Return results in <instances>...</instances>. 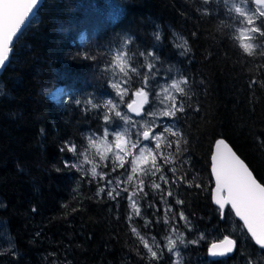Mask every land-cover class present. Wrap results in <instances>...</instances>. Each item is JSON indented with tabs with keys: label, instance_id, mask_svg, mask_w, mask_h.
Masks as SVG:
<instances>
[{
	"label": "trees",
	"instance_id": "trees-1",
	"mask_svg": "<svg viewBox=\"0 0 264 264\" xmlns=\"http://www.w3.org/2000/svg\"><path fill=\"white\" fill-rule=\"evenodd\" d=\"M238 25L227 0H44L0 74V223L11 239L8 249L0 245V264H174L166 253L147 254L130 226L139 220L129 219L123 200L98 195L91 176L64 165L79 163L85 132L100 131L111 114L107 102L117 95L107 68L125 39L133 54L157 47L162 61L172 52L187 79L160 197L195 231L215 228L214 241L226 236L210 198L214 141L230 143L264 185V44L246 50ZM168 29L183 38L186 54L171 49ZM230 236L231 257L207 260V240L183 247L194 258L183 264H256L264 256L247 235L242 242Z\"/></svg>",
	"mask_w": 264,
	"mask_h": 264
},
{
	"label": "rangeland",
	"instance_id": "rangeland-1",
	"mask_svg": "<svg viewBox=\"0 0 264 264\" xmlns=\"http://www.w3.org/2000/svg\"><path fill=\"white\" fill-rule=\"evenodd\" d=\"M227 3L239 16V25L236 32L240 44L243 47L247 45L249 51L258 49L259 46L264 44V38L254 33L252 29L258 26L264 27L259 19V13L264 12V5H256L254 0H227ZM237 9H240V11L238 12ZM248 19H252L254 23H247ZM168 31L170 36L167 42L171 49L177 55L186 54L187 44L183 38L171 29H168ZM168 31H164L163 34L166 35ZM158 34L159 29L156 36ZM156 40L159 42V39ZM127 42V39H125L113 49V61L107 68L110 85L116 84L117 87L112 89L116 95L119 93L116 101L112 102L115 107L109 105L111 114L108 117L110 119L106 123L102 118L103 124L100 131L85 132L88 147L81 154L78 165L83 172L91 177L92 169H96L97 175L92 178L98 188L105 187L104 192L106 194L113 188L120 192L118 197L119 200L125 202L129 210L128 217L131 216L132 219L137 218L139 220L138 226L133 224H130V226H132V229H136L135 232L133 230L132 232L141 244L145 246V242L147 243L148 247H145L147 254L151 256V251H155L157 253L155 258H157L166 253L170 256L171 261H174V264H177L178 260H181L179 264L187 263L190 259L194 260V258L191 257L192 255L185 256L181 247L193 244L189 243L193 240L197 241L193 245H201V241L207 240L212 243L217 236V232L215 228H209L205 232L195 231L194 226L189 227L180 219L179 215L176 216L173 208L167 203L166 197H160L163 192L162 184H166L164 180L160 179L161 175L167 180V176L163 171V159L170 156L172 151L174 152L170 146L169 135L175 133L173 127L175 117L165 116L164 112L177 111L179 106L177 97L181 93L178 88H183L186 85L184 83L186 78L181 66L173 61L172 52L168 55L169 60L160 61L157 47L139 52L140 54H137L136 48H134L132 50L133 54L129 52ZM149 52L155 53L158 59L149 56ZM141 53L144 55L142 56ZM147 64L153 65L151 71L144 67ZM132 68L137 69V73H134L135 77L131 76ZM145 75L148 76L147 85L143 83ZM173 84L176 86H173ZM161 86L165 90H161ZM60 90L61 88L52 92L51 97L53 99L58 98ZM141 91L144 92V108L142 115L136 117L128 113L127 106L132 101L133 94ZM117 112L121 115L117 116ZM143 132L149 133L148 140L143 139ZM138 134L140 135L139 140ZM156 135H159L158 140L154 138ZM157 143L160 145L159 148L154 146ZM175 144L177 146V143ZM173 146L175 145L173 144ZM177 149L175 150L178 151ZM113 168H115V171H112ZM102 174H107L103 180H101ZM108 180H112L111 185L107 184ZM141 181H143L142 192L139 191ZM153 183L160 184V189L152 188ZM124 189H127V191L125 192ZM133 193H136L133 199L139 206V216L135 214L134 209L131 207V201L126 198ZM145 193H147L146 196ZM113 195L115 196V192H113ZM156 200L158 202H155ZM169 207L171 209L167 213L169 223L165 224V209ZM157 217L160 218L159 222H157ZM220 219L221 224L228 230L226 236H237L242 242L246 234L236 225L232 213L229 211L223 212V218L220 216ZM146 220L151 221L148 226H145ZM173 225L176 228L174 232L171 231ZM224 227H221V229ZM169 239L176 242L171 252L168 251ZM10 244L11 239L3 224L0 223V245L4 250L8 249ZM177 252L179 256L175 254ZM255 263L264 264V256L258 254Z\"/></svg>",
	"mask_w": 264,
	"mask_h": 264
},
{
	"label": "snow or ice",
	"instance_id": "snow-or-ice-1",
	"mask_svg": "<svg viewBox=\"0 0 264 264\" xmlns=\"http://www.w3.org/2000/svg\"><path fill=\"white\" fill-rule=\"evenodd\" d=\"M38 0H0V46L6 47L9 42L12 40V38L17 34V32L21 29V26L25 23L26 18L29 16V13L33 11L35 6L37 5ZM254 3L256 5H264V0H254ZM239 12L240 9H237ZM259 19L262 25H264V12L259 13ZM247 23L253 24L254 21L252 19H248ZM252 31L256 34H258L261 38H264V27H254ZM157 39H159V36H156ZM245 49H248V46H244ZM143 56L144 54L141 53ZM149 56H152L154 59H158V57L153 52L148 53ZM8 59V57L2 53H0V67L5 66V62ZM144 67H146L149 71L153 68L152 64H147ZM131 71L133 73H137V69L132 68ZM126 83H128L126 81ZM143 83L145 85L148 84V76L145 75L143 77ZM184 83H187L186 79ZM173 86H176L173 84ZM112 88H116L117 85L113 84L111 85ZM161 90L163 89V86H161ZM179 92H183V88H178ZM139 94V93H138ZM119 95V93H117ZM147 95V93H145ZM77 104L80 103V101H76ZM107 104L112 105V101L109 100ZM107 106V105H106ZM93 107H97V105H93ZM112 107H115V105H112ZM131 107V105H129ZM177 111L183 112L184 108L183 106H180ZM117 116H120L121 114L119 112L116 113ZM165 116L168 117H175L176 112L175 111H166L164 112ZM110 117L105 116L104 120L107 123L109 121ZM142 137L144 140L149 139V133L143 132ZM155 139H159V135H156L154 137ZM140 139V135L138 134V140ZM224 141L220 140L217 142V147L219 145L223 144ZM155 147L159 148L160 145L157 143L154 145ZM65 148L67 151L73 153L74 156L77 158L79 157V154L77 153V148L74 143L68 144L66 142ZM65 148H61V152L65 151ZM234 155V154H233ZM213 160H217V157L214 156ZM236 165L235 167L226 166L223 163L220 164H214L213 170L216 172V192L219 194L221 192L226 191L227 196L222 199H216V204L220 205V208L218 209V212L221 215V218H223V207L224 204H231V208L229 209V212L231 213V210H235V215L237 217H240V219L243 221L244 225L247 228V231L251 234L253 238H255V241L257 244H259L261 247H264V185L258 183L252 176V173L248 170V168L243 164L242 161H239V158H235ZM65 167H71L76 168L77 171H81L79 168V165L77 163L69 164L68 161H64ZM112 171H115V168L112 169ZM170 171L174 172L175 169H170ZM92 177L95 178L97 175L96 169H92ZM154 174V173H153ZM107 174L101 175V180L105 178ZM161 180H164L165 183L168 181L165 179L163 175L160 177ZM181 180L183 177L180 178ZM92 181L90 180L89 183ZM141 187L139 191H143V181L140 182ZM108 185L112 184V180L107 181ZM152 188L160 189V184L153 183L151 185ZM199 187V185H197ZM105 191V187H100L98 189L97 194L103 193ZM126 192L127 189H124ZM113 192H115V196L113 195ZM136 195V193H133L132 195L127 196L126 198L131 201V207L134 209L135 214L137 216L140 215V209L137 205L136 201L133 199V196ZM147 193H145V196ZM168 196H171L172 193L169 191L167 193ZM107 196L111 199H116V197L120 196V192L116 191L115 188L107 192ZM176 203L182 204L183 201L177 200ZM151 207V205H149ZM170 207L165 209V216H164V223L168 224L169 221L167 219V213L170 211ZM35 211V209H33ZM180 219L185 222L186 225L190 227V223L188 222L187 218L184 216L183 212L179 213ZM129 219H131V216H129ZM157 222H159L160 218L157 217ZM151 223V221H145V226H148ZM133 232L136 231V229H132ZM171 231H176L175 226H171ZM225 241L230 244L234 245V241L228 240L227 237H225ZM183 242V240H181ZM175 241L169 239L168 241V251L171 252L173 248L175 247ZM189 243H197V241L193 240ZM145 247H148L147 243L145 242ZM218 247L217 244H213L212 248L209 250V254L212 256L216 255H227L228 253L234 251V247H228L223 252L217 253L214 251ZM151 251V249H149ZM177 256H179V253H175ZM157 256V253L155 251H151V257L155 258ZM177 264L179 262L177 261ZM251 264V262H249Z\"/></svg>",
	"mask_w": 264,
	"mask_h": 264
},
{
	"label": "water",
	"instance_id": "water-1",
	"mask_svg": "<svg viewBox=\"0 0 264 264\" xmlns=\"http://www.w3.org/2000/svg\"><path fill=\"white\" fill-rule=\"evenodd\" d=\"M41 0H38V3L37 5L35 6V8L33 9L32 12L29 13V16L26 18V21L25 23L21 26V29L17 32V34L12 38V40L9 42V44L4 47V46H0V53L6 55L9 59V55H10V47L11 45L13 44V42L16 40V38L19 36V34L21 33V31L26 27L27 23L29 20H31L32 16L34 15V12L36 11L37 9V6L39 5V2ZM8 59L6 60L5 62V66L8 62ZM0 67V74L2 72V70L4 69V67ZM139 93V94H138ZM129 105H131V107H129ZM143 108H144V92L141 91V92H136L133 94L132 96V101L128 104L127 106V111L129 114L133 115V116H141L142 113H143ZM220 140H223L224 143L219 145V147H217V142L220 141ZM234 154V155H233ZM216 156L217 157V160H213V157ZM235 158H239V161H242L243 164L248 168V170L252 173V176L253 178L258 182V179L255 177L254 173L252 172V170L248 167V165L245 163V161L240 158L236 152L233 150V148L228 144V142H226L223 138H218L214 141L213 143V146H212V150H211V155L209 157V172H210V176H211V179H212V187H211V191H210V198H211V203L214 207H216L217 209L220 208V205L216 204V199H222L224 197L227 196V192L224 191V192H221V193H217L216 192V172L213 170V166L214 164H220V163H223L224 165L226 166H231V167H235L237 166L236 165V160ZM261 184V183H260ZM263 185V184H262ZM228 208L230 209L231 208V204L228 203V204H224V207H223V212L225 211V209ZM231 213L234 217V219L236 221H238L244 232L246 233V235L248 236V238L252 241V243L254 244V246L260 250V251H264V247H261L259 244L256 243L255 241V238H253L251 236V234L247 231V228L246 226L244 225L243 221L240 219V217H237L235 215V210L232 209L231 210ZM221 216V215H220ZM225 237L228 238V240L230 241H234L235 244L234 245H230L228 244L226 241H225ZM213 244H217L218 247L214 250L216 251L217 253H220V252H223L226 248L228 247H234V251L228 253L227 255H216V256H212L209 254V250L212 248V245ZM235 249H236V241L231 237V236H224L222 239L218 240V241H214L212 243H210L208 246H207V249H206V259L209 260V261H218V260H221V259H227L229 257H231L234 252H235Z\"/></svg>",
	"mask_w": 264,
	"mask_h": 264
},
{
	"label": "bare ground",
	"instance_id": "bare-ground-1",
	"mask_svg": "<svg viewBox=\"0 0 264 264\" xmlns=\"http://www.w3.org/2000/svg\"><path fill=\"white\" fill-rule=\"evenodd\" d=\"M43 2H44V0H41V1L39 2V5L37 6L36 11L40 8V6L42 5ZM36 11H35V12H36ZM35 12H34V14H35ZM32 17H33V16H32ZM29 23H30V20L28 21L27 25H28ZM27 25H26V26H27ZM25 28H26V27H25ZM25 28H24V29H25ZM24 29H23V30H24ZM23 30H22V31H23ZM22 31H21V32H22ZM20 34H21V33H20ZM20 34H19V35H20ZM176 44H177V43H176ZM7 63H8V62H7ZM224 140H225V139H224ZM225 141H226V140H225ZM226 142H227V141H226ZM228 144L230 145V143H228ZM230 146H231V145H230ZM231 147H232V146H231ZM232 148H233V147H232ZM233 150H234V148H233ZM234 151H235V150H234ZM235 152H236V151H235ZM236 154H237V153H236ZM237 155L239 156V154H237ZM239 157H240V156H239ZM240 158H241V157H240ZM261 184H262V183H261ZM227 209H228V208H226L225 211H226ZM225 211H224V212H225Z\"/></svg>",
	"mask_w": 264,
	"mask_h": 264
},
{
	"label": "flooded vegetation",
	"instance_id": "flooded-vegetation-1",
	"mask_svg": "<svg viewBox=\"0 0 264 264\" xmlns=\"http://www.w3.org/2000/svg\"><path fill=\"white\" fill-rule=\"evenodd\" d=\"M207 249V248H206ZM206 252V251H205ZM205 255H206V253H205Z\"/></svg>",
	"mask_w": 264,
	"mask_h": 264
}]
</instances>
